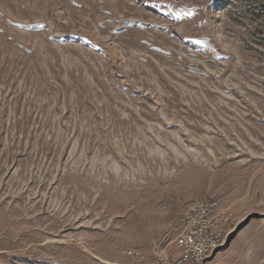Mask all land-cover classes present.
<instances>
[{
	"label": "rangeland",
	"instance_id": "rangeland-1",
	"mask_svg": "<svg viewBox=\"0 0 264 264\" xmlns=\"http://www.w3.org/2000/svg\"><path fill=\"white\" fill-rule=\"evenodd\" d=\"M264 264V0H0V264Z\"/></svg>",
	"mask_w": 264,
	"mask_h": 264
},
{
	"label": "built area",
	"instance_id": "built-area-1",
	"mask_svg": "<svg viewBox=\"0 0 264 264\" xmlns=\"http://www.w3.org/2000/svg\"><path fill=\"white\" fill-rule=\"evenodd\" d=\"M217 202L199 200L191 204L184 215V227L177 237L180 257L172 264H203L213 253L210 243L216 241L229 215L216 211Z\"/></svg>",
	"mask_w": 264,
	"mask_h": 264
},
{
	"label": "bare ground",
	"instance_id": "bare-ground-1",
	"mask_svg": "<svg viewBox=\"0 0 264 264\" xmlns=\"http://www.w3.org/2000/svg\"><path fill=\"white\" fill-rule=\"evenodd\" d=\"M230 219V216L227 218V220L223 221V228L220 229V236H218L216 238V241H212V243H210V253H213L214 251H216L224 242V226L228 223Z\"/></svg>",
	"mask_w": 264,
	"mask_h": 264
}]
</instances>
